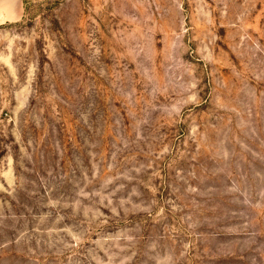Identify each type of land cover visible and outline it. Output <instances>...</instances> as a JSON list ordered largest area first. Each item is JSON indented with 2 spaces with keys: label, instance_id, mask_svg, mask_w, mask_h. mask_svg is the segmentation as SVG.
I'll return each mask as SVG.
<instances>
[{
  "label": "rangeland",
  "instance_id": "1",
  "mask_svg": "<svg viewBox=\"0 0 264 264\" xmlns=\"http://www.w3.org/2000/svg\"><path fill=\"white\" fill-rule=\"evenodd\" d=\"M0 264H264V0H25Z\"/></svg>",
  "mask_w": 264,
  "mask_h": 264
},
{
  "label": "crops",
  "instance_id": "2",
  "mask_svg": "<svg viewBox=\"0 0 264 264\" xmlns=\"http://www.w3.org/2000/svg\"><path fill=\"white\" fill-rule=\"evenodd\" d=\"M25 12V0H0V25L19 21Z\"/></svg>",
  "mask_w": 264,
  "mask_h": 264
}]
</instances>
